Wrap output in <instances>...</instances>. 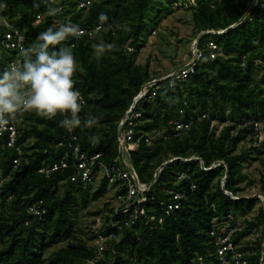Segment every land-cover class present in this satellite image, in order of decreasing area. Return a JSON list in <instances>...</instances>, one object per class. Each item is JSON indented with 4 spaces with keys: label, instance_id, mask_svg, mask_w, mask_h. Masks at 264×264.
<instances>
[{
    "label": "trees",
    "instance_id": "1",
    "mask_svg": "<svg viewBox=\"0 0 264 264\" xmlns=\"http://www.w3.org/2000/svg\"><path fill=\"white\" fill-rule=\"evenodd\" d=\"M79 1L0 0L6 5L0 7V17L25 31V47L49 27H80L82 36L64 44L78 64L74 79L85 99L81 121H98L67 132L59 126L60 116H18L22 155L17 164L6 146L8 135L0 136V264H83L97 257L94 217L113 212V187L105 177L86 186L73 182L72 158L68 169L49 176L39 170L58 161L71 144L112 164L119 124L141 88L190 60L189 50L182 62L159 61L161 70L152 68L151 54L141 62L156 32L168 30L178 38L174 27L163 26L175 8L190 12L188 42L199 39L196 47L203 55L186 79L172 86L161 81L155 96L136 106L141 113L134 124L138 149L130 162L142 183L156 179L149 195L154 201L142 224L124 228V238L108 259L115 257V264H196L202 258L211 264L216 258L210 231L230 220L240 227L235 243L245 258L261 264L264 206L258 196L264 198V140L259 141L254 122L264 118V0H90L88 8H79ZM49 8L59 11L49 15ZM101 13L108 17L103 25ZM102 42L115 48L97 59L92 46ZM13 58L15 53L3 51L0 71ZM176 122L189 125L178 130ZM91 136H99V142H90ZM254 162L259 163L258 177L249 172ZM167 190L185 193L181 208L169 215L159 206L168 201ZM38 200L47 210L42 218L28 214ZM99 201L102 207L89 209ZM82 210L91 218L86 224L79 219ZM150 215L156 216L154 222Z\"/></svg>",
    "mask_w": 264,
    "mask_h": 264
},
{
    "label": "built area",
    "instance_id": "2",
    "mask_svg": "<svg viewBox=\"0 0 264 264\" xmlns=\"http://www.w3.org/2000/svg\"><path fill=\"white\" fill-rule=\"evenodd\" d=\"M90 5V0H80L78 2L79 8H88ZM39 19L40 16H38ZM6 21L7 23L0 21V58L3 51L15 53V58L8 61L9 66L14 61L19 60V48L21 46L25 47L26 36L25 31L15 23L8 19ZM209 47L215 49L216 45L210 43ZM202 55V51L197 49L195 43L191 50L190 60L184 67L160 80H153L141 88V91L134 98L131 107L119 124L118 155L111 165H107L101 161V154L88 155L81 150L79 145L71 144L70 151L66 150L58 161L50 166L40 168L39 173L49 176L53 172L68 169L70 159L72 158V166L75 169V175L71 178L73 182L80 181L86 186L105 177L108 180L109 186L113 187L112 198L109 200L112 202L113 212H105L94 217V239L92 240V244L97 251V257L87 259L83 264H115V257L108 259L107 254L110 252V254L112 253L111 255H115L117 245L124 238V228H132L134 225L142 224L147 217L146 207L154 201V198L149 195L156 179L148 184L142 183L138 173L130 162L131 154L138 149L137 141L134 138V124L141 117V113L136 111V106L140 100L145 98L150 99L155 96L157 89L162 87L160 86L161 81L168 80L167 82L172 86L176 80L186 79L194 71V67ZM215 56L216 53L210 52L211 58ZM81 96L85 104L82 93ZM188 125L183 122H176L178 130H182ZM254 130L257 132L259 141H263L264 118L254 122ZM4 134L8 135L6 146L16 154L17 157L14 163L17 164L19 157L22 155V149L17 145L18 131L16 121L10 122L4 128H0V136ZM73 140L76 141L77 138L73 137ZM61 146L62 143H59L56 145V148ZM166 195L169 197L168 201L160 202L159 206L166 207L165 212L169 215L181 208L185 193L167 190ZM258 197L264 206V198ZM46 213L47 210L43 200H38L28 207V214L35 218H42ZM106 216H109V218ZM155 220V215L149 216L150 222H154ZM158 222L161 224L162 219H159ZM239 230L240 227H233L230 224V220H226L218 229L210 231V237L214 242L216 258V262L211 264H251L235 243V237ZM196 264H204V260L200 258ZM261 264H264V251Z\"/></svg>",
    "mask_w": 264,
    "mask_h": 264
},
{
    "label": "clouds",
    "instance_id": "3",
    "mask_svg": "<svg viewBox=\"0 0 264 264\" xmlns=\"http://www.w3.org/2000/svg\"><path fill=\"white\" fill-rule=\"evenodd\" d=\"M57 11L49 8L48 14L54 15ZM99 19L103 25L108 17L101 13ZM0 21L7 23L3 17ZM82 34L76 24H61L41 32L36 43L19 48V60L0 71V128L25 113H35L48 120L63 117L59 126L67 132L97 124L95 117L81 121L84 101L74 79L78 64L72 49L64 44L69 37L79 38ZM92 47L100 59L104 53L113 51L115 45L102 42ZM89 140L95 144L99 136H91Z\"/></svg>",
    "mask_w": 264,
    "mask_h": 264
},
{
    "label": "rangeland",
    "instance_id": "4",
    "mask_svg": "<svg viewBox=\"0 0 264 264\" xmlns=\"http://www.w3.org/2000/svg\"><path fill=\"white\" fill-rule=\"evenodd\" d=\"M190 18V12L175 8L173 14L165 19L163 26L168 28L174 27L175 31L178 33V38L173 34H170L168 30H165L162 34L156 32V34H153L155 38H153V40L151 39V43H147V48L143 50L141 62L144 63L147 57L151 54L152 68L161 70L162 66H160L159 61H161V65H168L173 61L170 60L171 58H175V61L177 62L184 61L187 57L188 51H191L195 45V42H188V39L192 36V24L190 23ZM177 39H179V42ZM258 167V162L252 163L249 172L254 173V175L258 177ZM108 198L106 200H108ZM102 205L103 201L92 203L91 206H89V209L94 210L98 207H102ZM88 210H82L79 214V219L83 224H86L91 220V218L85 216Z\"/></svg>",
    "mask_w": 264,
    "mask_h": 264
},
{
    "label": "water",
    "instance_id": "5",
    "mask_svg": "<svg viewBox=\"0 0 264 264\" xmlns=\"http://www.w3.org/2000/svg\"><path fill=\"white\" fill-rule=\"evenodd\" d=\"M252 12V9L246 14V16L240 21V22H242V21H244L249 15H250V13ZM203 34H201L200 35V37L202 36ZM199 37V38H200ZM199 41V39H197V41L195 42V43H197ZM259 198V197H258Z\"/></svg>",
    "mask_w": 264,
    "mask_h": 264
}]
</instances>
